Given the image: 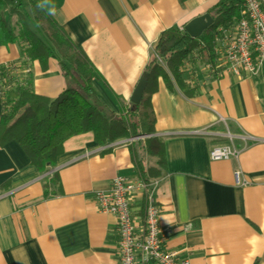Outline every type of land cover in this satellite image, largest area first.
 Here are the masks:
<instances>
[{
    "label": "crops",
    "instance_id": "1",
    "mask_svg": "<svg viewBox=\"0 0 264 264\" xmlns=\"http://www.w3.org/2000/svg\"><path fill=\"white\" fill-rule=\"evenodd\" d=\"M41 1L97 70L92 87L102 108L118 115L161 31L182 28L218 0ZM19 56L16 43L0 44V64ZM30 68L36 94L53 98L72 86L52 59L45 70L36 60ZM180 73L185 88L159 77L151 94L153 135L163 139L165 158L153 194L159 225L170 230L163 245L189 264H264V58L251 75L213 76L193 57ZM1 107L0 95V114ZM135 139L96 144L90 131L70 136L54 167L38 173L0 130V264H114L116 219L97 209L93 192L116 175L143 179ZM214 145L238 152L211 159Z\"/></svg>",
    "mask_w": 264,
    "mask_h": 264
},
{
    "label": "trees",
    "instance_id": "2",
    "mask_svg": "<svg viewBox=\"0 0 264 264\" xmlns=\"http://www.w3.org/2000/svg\"><path fill=\"white\" fill-rule=\"evenodd\" d=\"M242 0H218L208 13L212 24L198 37L182 28L161 31L141 75L147 82L137 104L122 105L117 114L107 113L93 91L97 70L80 47L74 44L41 0H0V44L16 43L17 61L0 64L2 142L15 140L38 173L54 167L70 136L90 131L96 144L123 138L132 141L136 173L144 180L155 179L165 169L163 139L155 136L151 94L162 78L166 87L185 88L180 68L192 57L211 60L213 33L219 26L238 20ZM54 60L72 86L49 98L30 88L31 62L45 70Z\"/></svg>",
    "mask_w": 264,
    "mask_h": 264
},
{
    "label": "built area",
    "instance_id": "3",
    "mask_svg": "<svg viewBox=\"0 0 264 264\" xmlns=\"http://www.w3.org/2000/svg\"><path fill=\"white\" fill-rule=\"evenodd\" d=\"M196 56L199 61L198 53ZM263 58L264 0H242L238 20L215 29L211 60L203 66L213 76L222 71L236 76L251 75L257 72ZM209 152L211 159H226L236 156L238 151L229 145H214ZM238 173L234 171V176ZM157 183V179L145 181L116 175L106 189L93 192L97 209L113 214L116 219L118 241L114 264H189L180 250L163 245L170 230L159 225L160 209L153 195ZM135 198L140 201L137 207L133 205ZM190 226L186 223L184 228Z\"/></svg>",
    "mask_w": 264,
    "mask_h": 264
},
{
    "label": "water",
    "instance_id": "4",
    "mask_svg": "<svg viewBox=\"0 0 264 264\" xmlns=\"http://www.w3.org/2000/svg\"><path fill=\"white\" fill-rule=\"evenodd\" d=\"M211 19L212 18L209 15V13L205 12L201 15L191 18L190 21H187L183 25V29L190 37H193V38L198 37L201 35V33L204 30H206L212 24L213 20ZM146 82H147V78L145 75H142L139 77L129 97L130 103L132 104L139 103L142 97L143 88H145Z\"/></svg>",
    "mask_w": 264,
    "mask_h": 264
}]
</instances>
